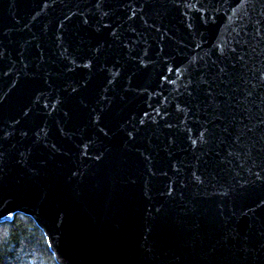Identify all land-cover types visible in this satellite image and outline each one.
<instances>
[{"label": "water", "instance_id": "1", "mask_svg": "<svg viewBox=\"0 0 264 264\" xmlns=\"http://www.w3.org/2000/svg\"><path fill=\"white\" fill-rule=\"evenodd\" d=\"M17 213L57 264H264V0H0Z\"/></svg>", "mask_w": 264, "mask_h": 264}, {"label": "trees", "instance_id": "2", "mask_svg": "<svg viewBox=\"0 0 264 264\" xmlns=\"http://www.w3.org/2000/svg\"><path fill=\"white\" fill-rule=\"evenodd\" d=\"M0 264H57L35 221L17 213L0 223Z\"/></svg>", "mask_w": 264, "mask_h": 264}, {"label": "snow or ice", "instance_id": "3", "mask_svg": "<svg viewBox=\"0 0 264 264\" xmlns=\"http://www.w3.org/2000/svg\"><path fill=\"white\" fill-rule=\"evenodd\" d=\"M201 136H203V133L201 134ZM193 143H195V141H193ZM258 176H259V174H257ZM202 182V181H201ZM169 194H171L170 192H169Z\"/></svg>", "mask_w": 264, "mask_h": 264}]
</instances>
